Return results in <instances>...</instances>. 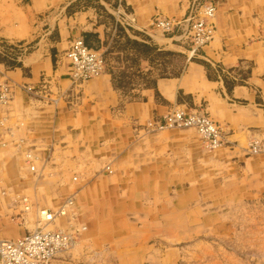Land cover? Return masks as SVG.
<instances>
[{"label": "crops", "instance_id": "1", "mask_svg": "<svg viewBox=\"0 0 264 264\" xmlns=\"http://www.w3.org/2000/svg\"><path fill=\"white\" fill-rule=\"evenodd\" d=\"M191 1L0 0V41L29 46L17 60L0 55V82L10 86L8 104L0 105V240L32 232L39 227L37 210H53L67 199L74 201V226L96 230L113 213L99 200L109 193L131 194L133 189L123 187L128 181H159L165 190L171 181L197 180L204 163L227 166L228 182L237 189L233 195L258 206L249 211L264 212V155L247 149L264 137V0H213L212 40L193 57L188 41L150 27L156 16L185 17ZM102 11L117 22L125 12L132 14L133 27L122 26L125 34L178 53V73L130 91L117 88L107 71L74 84L66 52L78 37L100 48L109 30ZM173 109L207 114L222 146L204 157L193 131L146 134L149 122ZM139 165L136 174L138 167H131ZM106 166L114 175L105 173ZM108 181L116 187L106 189ZM70 219L69 209L48 226L70 227Z\"/></svg>", "mask_w": 264, "mask_h": 264}, {"label": "rangeland", "instance_id": "2", "mask_svg": "<svg viewBox=\"0 0 264 264\" xmlns=\"http://www.w3.org/2000/svg\"><path fill=\"white\" fill-rule=\"evenodd\" d=\"M101 16L109 30L99 50L105 58V71L112 75L117 88L130 91L151 85L155 78L178 73L182 66L178 53L129 38L112 15L102 11ZM9 56L12 55L3 57ZM172 130L196 133L191 129L162 131ZM202 146L204 157L218 150ZM142 165L131 168L138 167L139 174ZM108 169L105 173L114 175ZM202 170L197 180L171 181L165 190L156 185L159 181L150 185L142 180L128 181L123 187L133 189L131 194L109 193L99 200L113 213L107 217L111 221L100 222L96 230L74 226L77 217L74 201L70 200L66 214L60 216L65 217L70 209V227L57 230L72 232L75 244L52 264H264V212H256L258 206H251L254 204L249 198L233 195L237 189L232 180L228 182L227 166L204 163ZM108 182L106 189L116 187L114 182ZM252 209L256 211H249ZM47 228L54 230L53 226Z\"/></svg>", "mask_w": 264, "mask_h": 264}, {"label": "built area", "instance_id": "3", "mask_svg": "<svg viewBox=\"0 0 264 264\" xmlns=\"http://www.w3.org/2000/svg\"><path fill=\"white\" fill-rule=\"evenodd\" d=\"M216 16V4L213 0H192L188 12L181 19H167L156 16L150 27L164 35L177 34L182 41L190 43V57L195 56L212 40L214 32L213 20ZM125 29L133 27L134 17L125 12L118 20ZM29 51L24 42L0 41V55H12L17 59ZM69 59V78L75 83H82L100 76L105 71V58L99 49L89 47L82 37L72 40L66 52ZM43 85V84H42ZM44 86V85H43ZM33 93V88L26 87ZM10 100V86L0 82V105L6 106ZM147 128L157 131L167 129H191L202 140L208 150H216L222 146V135L209 116L200 110L173 109L161 120L152 121ZM250 154H264V137L254 139L248 145ZM30 171L34 172L32 155H25ZM105 171L109 172L108 167ZM23 210L28 211L29 205L25 198L21 199ZM70 200L57 210H37L39 227L15 240H0V264H52L60 255L68 252L75 244L72 232L48 229L49 223L66 214Z\"/></svg>", "mask_w": 264, "mask_h": 264}, {"label": "bare ground", "instance_id": "4", "mask_svg": "<svg viewBox=\"0 0 264 264\" xmlns=\"http://www.w3.org/2000/svg\"><path fill=\"white\" fill-rule=\"evenodd\" d=\"M39 210H41V209H39ZM43 210H45V209H43Z\"/></svg>", "mask_w": 264, "mask_h": 264}]
</instances>
